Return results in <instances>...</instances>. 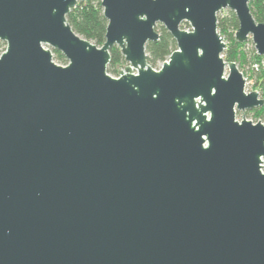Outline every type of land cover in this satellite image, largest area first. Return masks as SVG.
<instances>
[{
	"label": "water",
	"instance_id": "water-1",
	"mask_svg": "<svg viewBox=\"0 0 264 264\" xmlns=\"http://www.w3.org/2000/svg\"><path fill=\"white\" fill-rule=\"evenodd\" d=\"M86 1L0 0V264H264V123L236 118L264 98L218 29L264 55L251 0H101L102 46L67 21Z\"/></svg>",
	"mask_w": 264,
	"mask_h": 264
},
{
	"label": "trees",
	"instance_id": "trees-1",
	"mask_svg": "<svg viewBox=\"0 0 264 264\" xmlns=\"http://www.w3.org/2000/svg\"><path fill=\"white\" fill-rule=\"evenodd\" d=\"M250 9L258 22H264V0H251ZM67 21L76 33L92 41L97 46H102L105 43L108 20L104 16L101 0L80 2L67 15ZM186 25L190 28L188 23ZM238 28L239 20L234 11L228 9L218 14V29L227 43V48L223 53L225 60L235 62L243 74H245V71L250 70L251 77L254 80L253 90L259 91L261 97L264 98V65H261L258 70L253 68L255 62L261 63L264 61V55L257 53L251 40L243 43L237 41L235 33ZM156 30L160 34L159 41L156 43L149 42L146 46L147 61L155 69L177 49L176 41L162 24H158ZM1 45H4V43H1ZM53 54L60 63H68L66 57L60 51L53 50ZM125 64L126 60L121 49L114 46L111 50L108 73L119 76L120 69L125 68ZM249 113L253 114L255 121L264 120V106L253 109Z\"/></svg>",
	"mask_w": 264,
	"mask_h": 264
},
{
	"label": "rangeland",
	"instance_id": "rangeland-1",
	"mask_svg": "<svg viewBox=\"0 0 264 264\" xmlns=\"http://www.w3.org/2000/svg\"><path fill=\"white\" fill-rule=\"evenodd\" d=\"M226 10H228V9H226ZM226 10H222L221 12H223V11H226ZM220 13V12H219ZM183 29H186V30H190L191 28H188V25H186V22H184L183 24H182V26H181ZM249 40H251V39H249ZM248 40V41H249ZM252 41V40H251ZM1 43H4V45H1ZM254 45V44H253ZM5 47H7V44H6V42H3V41H0V56H1V54L4 52V48ZM46 47H49V46H46ZM53 58H54V60H55V62L56 63H58V64H60V65H66V64H63V63H60L59 61H57L56 59H55V55L53 54ZM129 63H127L126 62V64H125V66H127ZM162 66V63H160V65H159V67L158 68H156L157 70L158 69H160V67ZM124 69V67H122L121 68V70H123ZM251 75H252V73H251V71L250 70H247V71H245V74H244V76H245V78H248L249 80V84H248V88L251 90V91H253V84H254V80H253V78L251 77ZM114 77H117L116 75H113ZM250 111H252V110H247V111H245V112H243V111H238L237 112V116H236V118H237V120H239V121H241L243 118H246V119H248V120H251L252 122H254V123H257V122H262V123H264V120H259V121H255L254 120V116H253V114H251V113H249ZM244 116V117H243Z\"/></svg>",
	"mask_w": 264,
	"mask_h": 264
},
{
	"label": "built area",
	"instance_id": "built-area-1",
	"mask_svg": "<svg viewBox=\"0 0 264 264\" xmlns=\"http://www.w3.org/2000/svg\"><path fill=\"white\" fill-rule=\"evenodd\" d=\"M261 65H264V61H262L261 63H259V62H255V63L253 64V68H254L255 70H258V69L260 68ZM246 79H247V78H246ZM248 84H249V81H248V79H247V82H246V91H247V92H250L251 90L248 88ZM262 170H263V172H264V158H263V162H262Z\"/></svg>",
	"mask_w": 264,
	"mask_h": 264
}]
</instances>
